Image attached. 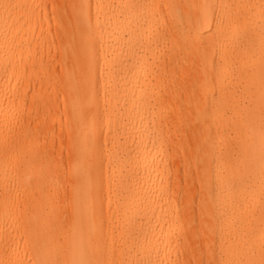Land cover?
Listing matches in <instances>:
<instances>
[{"label": "bare ground", "instance_id": "obj_1", "mask_svg": "<svg viewBox=\"0 0 264 264\" xmlns=\"http://www.w3.org/2000/svg\"><path fill=\"white\" fill-rule=\"evenodd\" d=\"M182 68L193 70L186 81L173 76ZM30 82L70 98L62 110L41 104L71 116L68 183L38 165L54 157L47 148L4 166L28 141L32 115L13 107ZM96 91L107 108L97 120L83 104ZM169 98L182 101L178 113H162ZM193 106L183 126L201 134L194 215L176 210L171 164L152 136L157 118ZM99 127L113 151L91 162ZM212 149L237 156L213 177ZM196 216L218 232L214 264H264V0H0V264H187L176 223ZM106 218L120 232L116 253L98 236Z\"/></svg>", "mask_w": 264, "mask_h": 264}, {"label": "rangeland", "instance_id": "obj_2", "mask_svg": "<svg viewBox=\"0 0 264 264\" xmlns=\"http://www.w3.org/2000/svg\"><path fill=\"white\" fill-rule=\"evenodd\" d=\"M58 70L56 74L60 77L61 74ZM44 73L45 71L43 70H37V75L41 78L46 76V74ZM192 73L193 70L182 68L173 71V76L175 79L186 81L191 77ZM27 90L28 91H26V93L28 94V97L17 100L13 107V112L18 116L19 119H22L23 117L30 114L32 115L33 121L30 125V133L28 136V141H26L27 143L23 147L15 148L8 155L6 163L4 164L7 169V173L10 172L8 171L10 167H15L20 161L28 160L29 158H31L30 155L35 150H37V148L39 149L43 147L54 151V157L47 160L46 162H40L38 165L43 170H53L54 172L56 171L59 175H61L62 172H65L63 173V179H61V181L68 183L70 179L66 177L70 173L69 169L71 166V153L73 151V144L68 138L72 129L71 116L68 114L64 116L61 113H56L54 111H52L51 113H47L41 108V104L43 101H50L53 108L62 110L64 102H66L67 105V100H69L70 98L68 97L64 99V94L57 91V89L51 88L49 86L35 85L33 82L28 83ZM165 91L166 87L161 86L159 88H154L153 93H164ZM95 95L97 96V98H95L94 102H92V100L90 99L83 104H85V109L90 112V116L96 117V119H94L97 120L100 115H104L107 112V108L104 105V100L102 99L103 97L101 93H98L96 91ZM181 103V100H178L176 98H169L164 104L162 113H178L181 108H179ZM95 104H98L99 106V110L97 112L98 114L96 112L94 113V109L97 108ZM182 109L181 112L185 113L183 117L185 120L183 118H178L177 120L171 118H157L155 120V128L154 131H152V136H157L160 138L163 148L167 152V159L171 164L172 187H174V190L178 194L176 210L180 213H193L194 215V213L197 214V211L200 208V198L203 191V181L201 177L202 172L201 170H199L201 161L192 153L194 147L200 140L199 135L201 136V134L198 131L197 132L199 134L196 133L195 129H190L189 127H185L183 125L186 119L187 121L193 120L192 115L198 112V107L193 106L190 107V109ZM43 128H46V130L43 131ZM212 134L213 131L211 128L207 133V136H212ZM108 135V132L103 131V128H98L96 136L97 141L91 146L92 155L89 159L91 162H96L99 159H105L106 156H108L110 152L113 151L108 139L110 136ZM230 142L231 139H227L225 145ZM98 150L100 152H98ZM222 152L223 153L219 152L216 149L211 150V156L214 162L213 165L209 167L207 173L212 177L216 171V165L218 166L220 171L225 173V167L227 166V163H235V160L237 158L236 155L230 156L226 153L224 154L223 150ZM69 200L70 197L68 195H62L55 201L57 202V204L63 206V210L65 211L67 210L66 208L69 204ZM214 214V211L211 212V217L209 216L208 220L216 217ZM25 215L29 216V213L26 212L23 214V216ZM64 216H67L65 212ZM176 226L182 229L183 237H180L183 238V240H186V245H180L176 249L178 255L187 258V260L189 261V263L187 264H197L198 262H201L202 264H214L213 258L211 260L209 259L210 254L207 251V247L212 245L210 244L211 241L217 240L218 232L216 231V229L212 228L210 224H202V221H200L197 216L193 221H190L189 223H176ZM98 236L104 237L105 242L108 243L110 250H112L113 252L116 253L117 250L120 249V245L117 243V239L118 237H120V232L118 228L113 225L112 221L109 218H106L104 222L103 234H99ZM58 241L62 242V237L59 236ZM187 242L189 243V245ZM262 246L264 247V241L262 242Z\"/></svg>", "mask_w": 264, "mask_h": 264}]
</instances>
